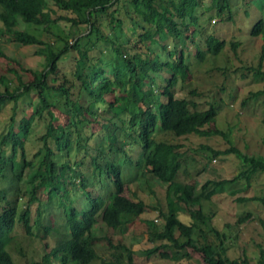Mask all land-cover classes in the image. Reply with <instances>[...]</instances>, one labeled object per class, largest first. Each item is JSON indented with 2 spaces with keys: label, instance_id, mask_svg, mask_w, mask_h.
<instances>
[{
  "label": "trees",
  "instance_id": "obj_1",
  "mask_svg": "<svg viewBox=\"0 0 264 264\" xmlns=\"http://www.w3.org/2000/svg\"><path fill=\"white\" fill-rule=\"evenodd\" d=\"M51 1L54 7L49 0H0V39L8 37L17 45L36 46V55L49 59L44 70L30 71L27 81L14 67L0 75V118L10 103L14 105L0 136V185H7L0 187V264H16L14 252L28 258L27 264H93L98 258L94 243L100 223L119 230L125 226L124 217L146 212L145 202L131 200L124 192L127 181L147 177L148 182V176L168 185V189L166 209L160 211L166 223L164 231L152 235L153 242L162 243L149 250L147 258L184 259L192 264L189 252H194L206 264H251L247 257L232 259L227 245L234 239L229 233L232 228L248 223L251 216L227 224L228 231L222 232L214 225L216 214L204 211L203 202L245 191L235 189L236 184L241 179L250 183L253 174L264 172V157L249 156L236 148L226 152L210 149L214 157L236 154L244 169L236 178L209 181L204 190L214 187L206 196H198L197 184L178 181L184 155L180 145L167 139L192 135L229 139L217 128L221 104L200 108L194 100L199 94L192 82L186 97L177 98L173 92L179 84L186 88L194 71L208 59L219 57L227 47L226 40L214 32L193 29L209 11L202 12L204 0ZM239 1L215 0L214 16L236 23L243 7L245 23L250 3L262 10L251 30V37L262 41L259 63L247 71L256 81L264 82V0L244 5ZM20 23L44 27L49 33L53 25L65 23L70 30L63 39L64 47L55 51L54 42L19 30ZM83 24L88 25L85 34L79 31ZM128 27L134 37H130ZM153 41L161 46L162 54L170 53L168 48L173 46L179 54L177 61L166 62L152 49L138 51L140 44ZM188 41L196 45L195 54L184 50ZM239 47L233 43L235 51ZM72 53L77 57L69 77L60 70V62ZM0 59L14 62L2 48ZM31 91L38 93V102L30 103L29 113L17 122L19 101ZM54 96L60 101L53 100ZM63 100L65 110L60 107ZM104 116L106 122L102 123ZM42 127L45 131L32 141L35 129ZM30 144L39 147L33 159L28 157ZM22 165L36 170L31 180H25ZM94 183L103 184L105 194L91 185ZM54 214H59V225L53 223ZM36 229L44 236L46 254H37L34 248ZM22 234L32 241L24 244ZM123 249L127 264H137L133 251L126 246ZM259 249L256 264H264V245ZM117 261L123 264L120 257Z\"/></svg>",
  "mask_w": 264,
  "mask_h": 264
},
{
  "label": "rangeland",
  "instance_id": "obj_2",
  "mask_svg": "<svg viewBox=\"0 0 264 264\" xmlns=\"http://www.w3.org/2000/svg\"><path fill=\"white\" fill-rule=\"evenodd\" d=\"M253 1L255 0H240L238 3L244 5V3ZM214 3L215 0H204L202 12H206L208 9L209 11L201 18L200 26L193 27V29L199 30L200 28L201 32L206 31L207 34L214 32L217 36L226 40L227 47L219 57L208 59L195 70L194 75L190 76L186 88L179 84L173 89V92L177 98L186 97L188 95V92H186V90L188 91L187 87L192 82L191 86L199 94L194 100L199 103L200 108L207 109L211 103L221 104L222 107L217 117V128L226 132L229 139L218 135L210 137L197 135L182 138L167 137L171 142L181 146L180 152L184 155L183 168L179 173L178 181L188 185L197 184L199 186L198 196H206L210 188L214 187L211 186L208 190H204V186L209 181L219 182L236 178L244 169V163L236 154L214 157L210 149L226 152L236 148L249 156L264 157V94L251 98L252 95L264 91V82L256 81L253 74L247 71V68L257 67L259 63L262 41L252 38L251 30L255 22L260 20L262 10L258 8L257 4H253L254 2L250 3V16L245 18L246 22L244 23V10L243 7H240L237 21L232 23L214 16L217 12ZM49 4L54 7L51 0H49ZM18 29L27 31L42 40L54 42L55 51H58L65 45L63 39L68 34L70 26L65 23H60L57 26L53 25L50 27L49 33L44 27L20 23ZM79 31L81 34L87 33L88 25H81ZM127 31L130 32V37H134L131 34V27H128ZM52 33L57 34L59 37L52 36ZM196 39L200 40V36ZM233 43L240 44L238 50L233 49ZM172 47L168 48L170 51L172 50L170 53L167 51L166 54H162L161 46L153 41L147 45L140 44L138 51L145 52L152 49V51H157L158 56H161L166 62L177 61L179 54L175 53ZM0 48L14 60V62H11L0 59V75L7 74L8 68L14 67L27 81L31 77L30 71H41L49 65L48 58L36 55L38 50L36 46L17 45L11 42L8 37H5L0 39ZM102 48L105 49L106 47L103 45ZM132 48L133 43L129 45V49ZM184 50L190 54H195L196 45H192L188 41ZM76 57L77 54L72 53L60 62V70L67 73L69 77L73 75ZM20 66L23 68H20ZM163 76L170 78L169 73H164ZM52 99L60 101L59 96H54ZM160 99L166 101L165 98ZM249 99L250 101H248ZM36 102H38V93L35 91H31L20 99L15 113L17 122L29 113L28 105ZM64 104L65 101L63 100L60 105L62 110L66 109ZM13 107L14 105L10 103L3 110L0 118V136L6 128V122L10 120L13 114ZM103 114L105 115L102 111ZM105 122L106 117L104 116L102 123ZM35 130L37 133H35L32 141H35L39 134L45 131V128ZM37 148H39L37 145L35 147L31 144L27 146L30 159H33ZM128 150L132 156L136 155L132 148ZM127 167L130 170L131 165L129 164ZM20 171L23 173L25 180H31L36 174V170L25 168L24 165H22ZM90 178L95 177L90 175ZM145 179L135 182L127 181L128 184L125 185L124 194L131 200L145 202L147 204L146 212L139 217H124V220H126L125 226L119 230L109 229L104 223H100L95 230L96 242L94 243L98 258L93 264H119L117 261L119 257L122 259L123 264H127V253L123 246L133 251L137 264H186L184 259L178 261L164 260L160 256L147 258V252L162 243L161 241L153 242L152 235L153 233L163 232L166 225L160 216V211H164L167 206L168 185L157 182L151 176H148V182ZM91 185L95 186L102 194H105L103 184L94 183ZM0 187L6 188L7 185L2 183ZM235 189L246 190L239 192L234 197L223 194L213 198L212 201H204L203 210L216 214L214 225L222 232L228 231L227 224H235L242 216H251V221L248 223L241 227L235 226L232 228L229 233L234 239L228 242L227 245L230 247L229 255L232 259L247 257L251 260V264H256L259 258V246L264 245V202H243L239 199H264V172L253 174L250 183L245 179H241L236 184ZM35 208L36 206L33 207V210ZM57 215L59 214H54V219H52L54 224ZM183 219L186 221L185 216H183ZM59 224L60 222L56 221L55 225ZM39 231L38 229L35 231L38 238H35L34 248L37 254H46L45 241L42 240L44 236ZM20 240L24 244L32 241L24 234H22ZM189 253L191 254L192 264H206L200 254ZM14 256L16 264L28 263V258H21L16 252H14Z\"/></svg>",
  "mask_w": 264,
  "mask_h": 264
}]
</instances>
